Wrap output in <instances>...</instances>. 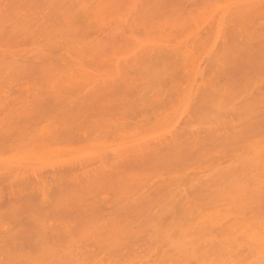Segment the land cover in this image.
Here are the masks:
<instances>
[{"label":"bare ground","instance_id":"6f19581e","mask_svg":"<svg viewBox=\"0 0 264 264\" xmlns=\"http://www.w3.org/2000/svg\"><path fill=\"white\" fill-rule=\"evenodd\" d=\"M250 9H264V0H0V15L9 19L7 25L0 24V76L24 75L41 81L52 78L49 88L56 92L66 79L67 91L75 90L71 89L72 84L80 85L94 97L145 90L148 97L143 102L138 99L139 109L146 103V108H151L144 112H154L152 120L145 116L151 121L147 127L149 134L144 135L147 140L140 137L141 144L129 142L132 146L125 144L127 149L121 151L116 146L99 155L101 162L108 158L118 168L116 185H123L121 175L129 170L130 181L140 184L141 189L130 183V190L123 193L127 192L131 199L126 195L128 201L119 198V206L114 208L119 210L111 218H97L104 231L97 219L89 222V230L88 224L83 229L88 232L82 230L86 234L80 231L84 235L79 237L91 248L87 244L88 248L76 251L70 244L61 246L62 250L58 247L57 251L55 247H32L18 257L13 250H7L11 253L5 255L15 259L7 264H49L55 258L67 264H264V135L258 137L264 128V123H260L264 117L256 130L255 122L250 127L240 119L255 109L249 103V93L245 94L249 91L248 73L253 72L249 66L254 63L248 61L252 57L244 56V50L247 59L242 58V43L232 38L239 37L243 27L251 31L243 26L247 23L243 16ZM11 18L16 19L15 23ZM215 37L223 40L222 52L230 42L229 54L213 50L211 40ZM251 38L250 43L253 39L261 40ZM14 44H31L34 52L15 53ZM221 56H229V62ZM216 64L220 65L214 73ZM226 65L232 68L231 72ZM219 66L225 67L226 72ZM218 68L228 74L219 76ZM139 75L145 78L144 84ZM230 93L235 94L231 99ZM231 105L232 113L235 108L239 115H226ZM221 114L232 119L239 116L241 121L233 119V124L224 116L223 121ZM252 132L258 135L252 136ZM213 157L215 161V157H220L217 160L222 162L215 165L211 160L209 164ZM191 158L200 162L209 159L203 165L205 172L198 167L202 172L197 169L192 178L191 173L187 176L190 167H185ZM124 165H129V169ZM7 166L0 170L13 173L17 168L16 174L26 171L23 167L19 172L20 165ZM142 188L144 193L140 197L138 191Z\"/></svg>","mask_w":264,"mask_h":264},{"label":"rangeland","instance_id":"374dc122","mask_svg":"<svg viewBox=\"0 0 264 264\" xmlns=\"http://www.w3.org/2000/svg\"><path fill=\"white\" fill-rule=\"evenodd\" d=\"M255 1L257 0H252V2ZM243 18L244 20H246L245 22H247V25L244 24L243 26H248L251 28V31H253H246V28L243 27L241 29L242 33L240 32L241 34L239 35V37L236 36L237 40L235 39V36L232 38H234L236 42L240 40V44L242 43V46L237 43L238 47H242V50L240 49L239 52H242L244 50V56L253 58L250 60L248 58V61L254 63L253 66V64L250 62L252 65H250L249 67L252 66L251 69L253 72L248 73V79H250L251 77H255V80L252 78L251 80L247 79L248 81L246 80V82L248 84L246 85L245 83L243 84V86L246 85L249 91L246 90L247 92H243H246L245 94L249 93V103L251 104V107H254L255 109L253 108L254 110H252V112L254 111V113H252L251 110L249 111L248 108L245 109L249 112H246L245 109H242V112L245 111L246 115L242 113L244 115L241 116L240 119H245H242V122L244 121L249 126L251 125L250 127H252L251 123L253 122L254 124L255 122L254 129L256 130L258 127V122L261 121V118L264 117V101L262 102V100H264V57L261 59V54L264 55V45H260L264 43V9H250L246 12V14H244ZM12 20L15 23L16 19L14 18ZM6 21L9 22V19L7 20L0 15V24H6ZM240 23L241 22L239 21V24ZM236 25L238 26V22ZM237 26L236 28L239 29L240 27ZM7 28H9V26H7ZM245 32H248L250 36L253 35L254 38H260V41L263 42H256V39H253V37L251 38L249 35H246ZM231 35L234 34L231 33ZM260 35L262 36V38ZM243 37L246 39H242ZM220 38L215 37L211 40L212 48H214L213 50H215L219 54L224 53V51L229 54L228 48H230L231 45H228L230 44V42L227 45V51L224 50L222 52L220 48L223 47V45H221V42L223 40L220 41ZM232 38H230V40ZM248 38L253 39L252 43H250V40ZM246 40H248L247 43ZM247 45H249V49H247ZM250 45L252 46L251 48ZM253 45L255 46L253 47ZM234 46L232 45V47ZM10 48H12V46ZM32 48L33 47L31 44H27L25 46H18V44H14L13 52L14 50H16L15 53L21 55H29L34 52ZM255 48L257 49V52H255ZM252 49L255 51H253ZM248 50H250L252 54H248L250 53ZM260 51L263 52L260 53ZM244 52L241 53L242 56ZM204 56H206V54ZM229 56L228 58L223 56L221 57L228 59L229 62ZM244 56L242 58H244ZM242 58L240 57V59L243 61L244 59H247L246 57L244 59ZM250 63L248 62V65ZM244 64H246V62ZM217 65L220 64H216L213 67L212 71L215 70V67ZM228 66L226 65L225 67H227V70L231 72L232 68L230 69ZM225 67H223L222 70L225 69ZM256 67L260 72L255 71L257 69ZM221 68H218V71H220ZM218 71L216 74L222 76L220 74L222 72ZM223 71L226 72V69ZM224 72L222 74H228ZM254 72L257 73L255 74ZM254 74L256 76H253ZM257 76L259 79L257 78ZM139 77L141 78L139 79L141 83L144 84L146 82L145 78L141 75H139L138 78ZM259 80L261 83H263L262 85L261 83L258 85L256 84V82L258 83ZM51 81L52 78L48 79V81H41L40 79L31 78L24 75L0 76V167H4L7 165H12L14 167L20 165L19 172H21V168L23 167H25L26 170L24 171V173L22 172L23 174H16V167V169L12 167V170H16V172L14 170L15 173L13 171V173H7L3 171V169L0 170V264H7L9 263V261L15 260L12 258V260H10V256L5 255L11 253L7 250H13V253L18 257L19 253L24 251V249H32V247L38 249L40 247L46 249H54L55 247L56 251L59 248H61L59 250H62L61 246H63L64 244H70L68 246H75V251L80 249L83 250V248H86L87 245L88 247H90L85 239L81 240V238L79 237V235L81 236V233L83 231H86L83 229H85V227L89 225L90 227L86 228L89 230V228H91L92 226L89 222L91 221V223H93L92 220L95 222L98 220L97 218H99V220H103L105 218L106 220V218L109 219L108 217H110V215L116 214L115 211H118L119 209L114 210V208L117 206L116 203H118L117 201L120 200L119 198L125 197L124 199H126L128 197L129 199H131L130 196L126 195L127 192L125 194L127 196L126 197L123 191L130 190L127 189V186H129L130 183H133V181H130L128 175L130 171L127 170L123 173V175H121L124 180V182L122 183L123 185H121V187L116 185L115 183H117L118 181H116L115 179L118 177V168H115V166L109 162L108 158H106L104 162H101V160L99 159V155H101L100 153L104 149H107L110 152V149H113L114 147L116 148V146L120 147L118 149L124 150L125 148L127 149V147H129L128 145L132 146L131 143L136 142L137 144H141L142 141L140 139L142 138L143 140V138H146L149 134L147 133V127L149 128L151 121H148L146 117L148 118L150 116L148 118L150 120H152L151 118L154 117V112L153 115L151 114L152 117L150 115L151 111L148 113L144 112V109L148 108L147 106H145L146 103L143 106L144 108H142L141 106L139 109L138 105H140L141 103L138 102L140 101L138 99L141 98V102H143V100L146 101V97H148L147 95H145V90H142L139 93L137 90V94H135V92L133 91L136 96H134L135 98L133 97L134 94H132V91L131 94L120 93L116 96L108 95L106 97H102V95L100 97L98 95V97H94L95 94H93L92 96V93L89 94V92L87 93L86 91H83L82 86L80 85L77 87L76 85L72 84L71 89L74 88L75 90H70L71 92L67 91L69 82L66 83V79L62 80V86H60L58 92L52 91L49 88V86L51 85ZM141 83L139 82V84ZM259 85L260 87H258ZM260 89L261 91L263 89V91H259ZM238 93L239 92H237V94ZM147 94L149 93L147 92ZM241 94L242 93L240 92L238 95ZM140 95H144L145 97L143 98V96L141 97ZM230 95L232 94L230 93ZM233 95L230 96V99L231 97H233ZM149 96H151V94ZM127 99L133 102L135 100V102H138L139 104H133L132 102L129 104V101ZM245 100L247 101L248 99ZM235 102H237V106L240 104L239 100L237 101V98ZM249 103L244 104V107H246V105H250ZM260 103L262 104L259 105ZM225 106H228V104H226ZM229 107H231V111L229 110L230 112L226 113V115L228 114L227 116L231 117L230 114H234V116L240 114L239 111L238 113L235 112V108L233 109L234 112L232 113V105ZM227 108L228 107L225 108V112H227ZM239 108L241 109V107ZM258 108L259 114L257 113ZM149 110L147 109V111ZM255 111L257 113V116L255 115ZM223 112L224 111H222V114H224ZM222 114L220 115L221 119H224V115ZM226 115L224 116L225 118L227 117ZM256 117H259V119ZM237 118L239 119V116H237L236 118L233 117L234 122L238 121ZM229 119L230 121H233L232 118ZM229 119H226L228 123L230 122ZM240 119L239 122L241 121ZM223 121H225V119ZM232 121L231 123L234 124V122ZM239 122H236V124ZM260 123H264V118ZM238 125L240 127V123ZM261 126L263 127V125ZM235 129L239 130L238 127H235ZM243 130L247 131L248 128H243ZM263 130L264 128L260 129L259 132L257 130L259 135H253V133L256 132H252L251 135H258V137L261 136V134L264 135ZM144 135H146V137ZM130 139L134 140V142H132ZM129 142L131 143L128 144ZM123 146L126 147L123 148ZM215 158L216 161L213 157L214 160L210 158V160L208 159L209 161L207 159L205 161L204 159L203 161L205 162H200V159L198 160L196 158V161H192L193 158H191V160L189 159V165L185 163V167L187 165L191 169H189V171L187 172V176L189 173H191L190 177L192 178L194 177V171L195 173L197 171L202 172L199 170V168H201L202 170L204 168V163H206L207 161L209 163L212 160L214 164L217 163V161H220L217 160L220 159V157ZM190 161L195 163L192 164V162ZM190 164H192V167L195 165V167L192 168ZM200 164L202 166H200ZM51 166L54 167V169H51ZM222 166H224V164ZM32 167H35L34 169H38V171L40 170L39 173L43 172V175L41 173L40 176L38 175V173L33 172ZM124 167L129 169V165H124ZM208 169L206 168L207 171ZM203 170L205 172V169ZM63 171H65V173ZM105 178L111 179L112 181L110 183H107L104 180ZM133 186H137V189H141L140 184L135 185V183H133ZM137 189H135V191ZM142 193H144L143 188L142 190L138 191V195L141 197ZM122 194L124 196H122ZM126 201L128 200L126 199ZM126 201L124 200V202ZM126 204L127 202L125 203V205ZM121 205H123V202ZM118 206L116 208H118ZM95 224L96 223H94V226ZM98 225L99 224H97V226ZM100 225L102 227L101 222ZM102 229L104 231L105 228L102 227ZM83 233L82 236L84 235ZM74 240L78 241L75 243L71 242L72 244L69 243L70 241ZM66 245H64V247ZM68 249H70V247H68ZM71 249L73 248L71 247ZM2 252L5 253L3 254ZM51 259L53 260V258ZM56 259L57 258L50 262L48 261L49 264H67L66 261H57Z\"/></svg>","mask_w":264,"mask_h":264}]
</instances>
